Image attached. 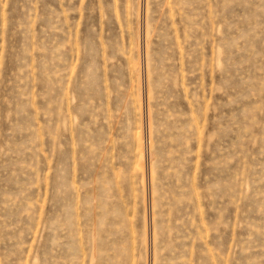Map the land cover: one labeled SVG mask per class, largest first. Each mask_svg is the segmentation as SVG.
I'll use <instances>...</instances> for the list:
<instances>
[{"label": "rangeland", "instance_id": "obj_1", "mask_svg": "<svg viewBox=\"0 0 264 264\" xmlns=\"http://www.w3.org/2000/svg\"><path fill=\"white\" fill-rule=\"evenodd\" d=\"M0 264H264V0H0Z\"/></svg>", "mask_w": 264, "mask_h": 264}]
</instances>
